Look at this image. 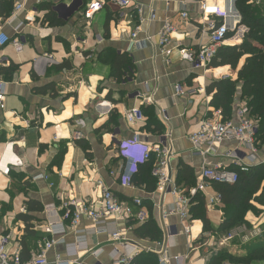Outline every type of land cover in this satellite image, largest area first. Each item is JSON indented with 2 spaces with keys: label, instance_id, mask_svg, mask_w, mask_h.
Here are the masks:
<instances>
[{
  "label": "crops",
  "instance_id": "crops-1",
  "mask_svg": "<svg viewBox=\"0 0 264 264\" xmlns=\"http://www.w3.org/2000/svg\"><path fill=\"white\" fill-rule=\"evenodd\" d=\"M93 1L102 2V7L86 17L84 13ZM205 2L218 10H226L231 3L235 9V0ZM200 3L199 0H133L130 6L121 9L111 0H0V32L21 41L19 51L10 43L0 46V67L16 66L7 74L0 73V84L4 86L3 108H0V158L9 144L12 153L21 160V166L8 165L7 174L0 171V236L9 235L7 251L18 249L21 259L28 261L43 236L40 231L26 234L25 223L17 218L27 211L29 199L41 206L40 211L31 213V223L42 228L46 222L58 220L62 213L61 200H86L98 206L102 187L126 202L141 198L148 219H152L161 232L159 240L164 245L160 249L165 247L171 258L187 255L183 264H206L208 254L227 245L231 252H239L232 240L245 244L264 232V203L251 201L252 208L244 213L248 225L234 227L224 235L204 234L201 220L192 219L190 214V236L180 234L177 215L162 217V211L174 205L175 196L155 189L150 171L156 155L139 167L134 176L138 185L123 186L112 174L119 165L117 142L133 133H139L147 144L160 145L165 150L170 181L183 194L195 185L202 167L232 165L225 156L232 144L219 143L214 150L200 154L188 138L198 130L199 122L215 109L209 104L211 95L206 93V86L224 75L236 78V72L227 66L216 75V68L207 65L204 69H194L189 61L180 57L179 50L194 51L208 43L207 16L202 13ZM19 4L21 8L17 10ZM181 12L187 17L182 18ZM25 16L31 20L26 21ZM210 20L219 23L220 18L211 16ZM237 20L240 21L239 14L225 17L229 27ZM164 21L174 25L169 58L160 53L157 45ZM137 25L140 29L134 43L129 35ZM238 26L244 25L235 26L237 31H231L225 45L242 42L247 30L241 33ZM44 55L54 62L44 63L41 72H36L32 62ZM116 55L130 60V76L113 75L111 59ZM59 65L67 68H58ZM48 84L51 89H44ZM176 85L185 92L175 94ZM134 92L138 95L132 97ZM239 103L245 100L237 98L228 117L234 116ZM134 106L141 108L144 119L129 124L124 111ZM75 131L82 137L73 139ZM243 160L252 165L264 163L261 145L253 159ZM182 165L192 171V176L184 175L192 186L178 177ZM37 175L46 178L35 179ZM201 193L205 198L206 215L216 229L222 222L223 205L219 195L212 184ZM49 205H54L55 211L46 212L44 207ZM116 221L127 244L126 251L133 252L132 245L156 247L154 242L158 240L134 235L129 227L139 225L136 221ZM90 224L91 221L83 217L79 228L85 229ZM169 232L177 233L168 240ZM232 233L234 236L224 240ZM75 236V231L67 228L65 233L51 238L69 243ZM86 241L90 250L97 249L98 256L81 251L75 257H68L64 244L59 243L47 251V259L50 263L59 259L71 264L76 259L73 264H112L109 252L118 245L109 235H86ZM189 242L191 248H188ZM139 254L135 253L133 258ZM170 264L178 263L171 259ZM223 264L235 263L224 261ZM249 264H264V261Z\"/></svg>",
  "mask_w": 264,
  "mask_h": 264
},
{
  "label": "built area",
  "instance_id": "built-area-1",
  "mask_svg": "<svg viewBox=\"0 0 264 264\" xmlns=\"http://www.w3.org/2000/svg\"><path fill=\"white\" fill-rule=\"evenodd\" d=\"M119 8H125L133 3V0H111ZM201 1L202 13L207 16L206 24L208 29V43L202 45L197 50L185 51L179 50L180 57L189 61L194 69H204L209 65L215 55L217 47L225 45L228 41L226 35L228 32L237 31L235 25L229 27L225 22V17L232 13V5L218 10L217 7L208 5L205 0ZM102 2L93 1L89 4L87 11L84 15L90 17L96 10L102 7ZM21 5H17L16 9L19 10ZM140 9H138V12ZM180 16L186 18L187 14L181 12ZM220 18V23L210 20V17ZM151 18L154 14H151ZM26 21H30L29 16H25ZM238 31L243 33L247 29L244 26H238ZM139 25L135 26L130 33V40L135 43L137 33L139 32ZM174 25L170 21H164L162 28L158 33L157 45L159 51L166 58L171 54L169 46L171 41ZM6 43L12 44L16 51L21 49V41L19 38H10L6 33L0 32V46ZM50 57L37 56L32 62V66L36 72H41L44 63H52ZM227 77L224 75L222 78ZM3 83L0 84V108H3ZM175 94H183L182 87L176 85L174 88ZM186 92H194L186 90ZM138 92L132 93V97L137 96ZM124 118L129 124H135L144 119L142 110L139 106H134L125 109ZM257 121L249 114L245 107V103H239L235 108L233 117H223L220 109H213L209 116H206L199 122V128L194 133L189 135L195 151L200 154L206 153L208 149L214 150V146L219 143H230L233 145L225 156L232 162L231 166L237 167L241 171H247L252 164L246 163L243 159H253L257 152L258 145L264 150V143H259L256 138ZM73 139H79L82 134L75 131L72 135ZM202 147H206L202 149ZM10 148V149H9ZM139 151V152H138ZM117 157L119 158L118 168L112 171V174L118 177L123 186L133 185V176L138 171L139 165L148 162L153 155H156V160L151 168V176L155 182V189L160 193H171L175 196L174 205L162 211V217L165 218L170 215H177L180 218V234L189 238L190 236V198L197 192H202L204 188L214 182L233 184L238 179L236 170L230 167L216 164L213 166H204L199 173V179L194 186L190 187L186 194H183L172 182L170 181L167 159L165 150L160 145H149L141 139L139 133H133L131 137L120 140L116 146ZM3 163V164H2ZM2 165V166H1ZM21 166V160L12 153L11 147L7 144L4 148L3 154L0 158V171L7 174L9 166ZM36 178H46L44 175H37ZM218 198V196H217ZM62 211L58 216L57 221H48L42 228V238L38 241V246L34 256L28 260L23 261L19 255L18 249L13 252L6 250V244L9 241V235L0 236V264H68L66 260H55L50 263L47 259V251L55 244L62 243L65 247V252L68 257H75L81 251H90L92 256H98V251L90 250L86 241V235L96 233H106L110 239L117 245L112 248L109 255L112 264H135L132 262L135 253H159L157 254L159 264H170V260L178 264H183L184 260L188 259L187 255H175L172 258L164 250V243L161 240L155 241L157 247H145L132 245L133 252L125 250L126 242L122 235V230L116 226V220H123L129 222L130 220L136 221L141 224L148 220V215L143 209L142 199L134 197L130 202L121 200L110 189L102 187L99 205L90 203L86 200H61L60 207ZM45 211H55L54 205L44 207ZM91 221L89 227L82 229L79 224L82 218ZM75 231V238L73 241L66 243L63 239H53L54 235H61L66 232V229ZM132 229V226L129 227ZM239 230H242L239 228ZM177 232H169L168 240L176 236ZM233 235L228 234L224 240L230 239ZM188 248H191L189 242ZM71 261V264H73ZM70 263V262H69Z\"/></svg>",
  "mask_w": 264,
  "mask_h": 264
},
{
  "label": "trees",
  "instance_id": "trees-1",
  "mask_svg": "<svg viewBox=\"0 0 264 264\" xmlns=\"http://www.w3.org/2000/svg\"><path fill=\"white\" fill-rule=\"evenodd\" d=\"M262 2V0H235V9L240 17L239 25H244L247 31L241 43L217 47L209 67L216 68L215 73L219 75L224 71L225 68L223 67L227 66L236 72V78L232 79L227 76L221 79H213L205 88L206 93L211 95L209 104L215 109H220L223 117L229 116L233 102L237 98L245 100L247 111L257 121L256 138L261 144L264 143V5L261 4ZM230 36L231 32H228L226 37L229 38ZM241 58H243L242 62H240ZM111 66L115 76L120 77L121 74H126L125 76L128 77L131 74L129 71L131 68L130 60L124 55L114 56L111 59ZM15 67L13 64L8 67H0V73L7 74ZM57 67L67 68L66 65ZM239 82L240 87L238 88ZM44 89H51L50 84L44 86ZM230 168L237 171L238 179L235 183H212L223 205L221 208L222 222L216 229L212 228L206 215L204 195L197 192L190 198L191 218L201 220L204 234L216 232L224 235L234 227L242 224L248 225L247 221L244 220L246 209H243V204L248 203V208H252L251 201L264 203L260 201L264 198V163L252 165L247 171H241L235 166H230ZM189 174L192 176V171L186 165L180 166L178 177H182L187 182L184 175ZM134 176L133 183L136 180V177L134 180ZM187 184L192 186L193 183L187 182ZM258 191L260 193L255 196ZM40 210L39 203L34 199H29L27 211L17 215V218L25 223L24 231L26 234L34 235L38 231L41 233V228H37L31 223L33 220L31 213ZM132 231L135 236L141 239L150 241L161 239V232L152 219L133 227ZM260 234L259 237H253L245 244L232 240L237 244L234 246L239 247H236L240 250L239 252H231L226 247L220 248L209 254L206 264H222L225 260L235 264L264 261V232ZM133 263L158 264L157 255L141 253L133 258Z\"/></svg>",
  "mask_w": 264,
  "mask_h": 264
},
{
  "label": "rangeland",
  "instance_id": "rangeland-1",
  "mask_svg": "<svg viewBox=\"0 0 264 264\" xmlns=\"http://www.w3.org/2000/svg\"><path fill=\"white\" fill-rule=\"evenodd\" d=\"M261 202H264V198H262V200H260ZM248 203H245V204H243V209L245 208V209H247L248 208ZM241 229H243L244 230V228H241ZM227 248L228 250H229V245H227V246H223L222 248ZM209 255V254H208ZM226 262H227V260H225ZM224 262V261H223ZM223 262H222V264H223ZM229 262V261H228Z\"/></svg>",
  "mask_w": 264,
  "mask_h": 264
},
{
  "label": "water",
  "instance_id": "water-1",
  "mask_svg": "<svg viewBox=\"0 0 264 264\" xmlns=\"http://www.w3.org/2000/svg\"><path fill=\"white\" fill-rule=\"evenodd\" d=\"M71 10V9H70ZM74 10V9H73ZM232 13L234 14V16H236V17H238V14H237V12L235 11V9H233V7H232ZM239 24V21L237 20L236 22H235V26H237ZM54 62V61H53ZM52 62V63H53Z\"/></svg>",
  "mask_w": 264,
  "mask_h": 264
},
{
  "label": "bare ground",
  "instance_id": "bare-ground-1",
  "mask_svg": "<svg viewBox=\"0 0 264 264\" xmlns=\"http://www.w3.org/2000/svg\"><path fill=\"white\" fill-rule=\"evenodd\" d=\"M209 8H211V6H209Z\"/></svg>",
  "mask_w": 264,
  "mask_h": 264
}]
</instances>
